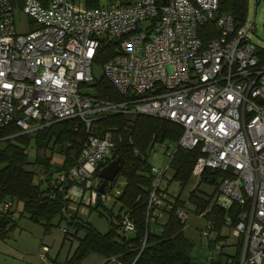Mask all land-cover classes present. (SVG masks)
Segmentation results:
<instances>
[{
    "label": "built area",
    "instance_id": "built-area-1",
    "mask_svg": "<svg viewBox=\"0 0 264 264\" xmlns=\"http://www.w3.org/2000/svg\"><path fill=\"white\" fill-rule=\"evenodd\" d=\"M17 10L28 19L24 32L16 28ZM218 10V0H137L96 8L70 0H24L19 9L0 0V134L12 123L19 135H33L73 119L88 131L105 115H140L176 124L182 128L176 148L198 147L202 154L192 177L200 178L205 169L229 173L218 185L215 204L226 210L219 201L224 197L227 210L233 204L241 208L234 226L230 216L224 218L229 236L237 240L230 255L239 245L237 264H264V65L255 55L253 22L236 24ZM106 46L113 56L102 74L120 102L99 100L90 87L94 60ZM112 148L109 134L90 135L68 171L56 176L38 172L35 182L47 186L51 198L60 194L68 204L76 200L96 207L110 197L106 190L97 191V175ZM176 148L164 168L151 169L150 220L170 209L162 183ZM14 204L0 199V220L13 215ZM190 214L185 207L175 210L182 224ZM118 223L125 236L135 231L126 210L119 212ZM213 229L206 220L200 236L209 238ZM145 241L146 233L130 264ZM42 250L48 252L45 246ZM221 251L220 242L215 243L206 261ZM108 264L121 263L112 258Z\"/></svg>",
    "mask_w": 264,
    "mask_h": 264
},
{
    "label": "trees",
    "instance_id": "trees-1",
    "mask_svg": "<svg viewBox=\"0 0 264 264\" xmlns=\"http://www.w3.org/2000/svg\"><path fill=\"white\" fill-rule=\"evenodd\" d=\"M24 0H10L15 8H21ZM47 4L50 0H41ZM72 3L84 8L103 6V0H70ZM106 5H124L132 0H106ZM161 3L164 0H156ZM219 14H228L234 18L236 24H241L246 18L247 0H218ZM256 57L259 64L264 65V49L256 47ZM113 56L112 48L102 47L94 60V65L102 67ZM93 95L99 100L120 102L122 98L115 91L103 74L94 78L90 85ZM77 127V128H76ZM20 129L12 123L6 126L0 134V142H6L0 147V199L10 198L22 204V213L28 215L33 222L42 224L46 230L51 226L54 218L65 221L75 232L82 230L83 237L78 240L74 253L62 263L52 261L50 264H81L82 258L88 253H97L108 264L110 259L116 258L121 264H130L136 257L144 235L146 241L135 264H201L194 261L191 256L192 242L183 233L184 224L180 223L175 215L178 207H185L186 202L193 208L191 214L212 221L213 231L216 232L215 242H224L227 238L221 235L226 228L224 218L230 216L232 226L238 221L241 208L233 204L225 210L216 206V195L219 183L229 177L228 171L205 169L201 174L195 188L188 194L187 201L179 196L168 200L166 204L170 209L164 215V221L159 225L158 231H151L150 217L147 216L146 206L152 182V167L148 163V152L155 144H165L168 148L174 146L182 135V128L166 120L147 116L105 115L98 116L87 131L78 120H66L42 128L33 135H19ZM109 134L113 148L110 157L99 166V170L111 160L121 156L124 165L115 176L113 182L105 184V190L110 192L119 177L124 179L120 194L115 198L119 212L126 210L134 223L135 231L132 236H125L120 232L119 213L115 216L117 223L112 220L109 212V229L106 233L98 232L90 223L82 220L76 214L64 213L68 201L60 194L49 197V188L35 182V174L42 172L51 174L53 171H68L76 162L82 144L88 136L101 137ZM34 136L37 148H48L52 152L58 151L64 156L60 169H53L47 160H37L38 165L30 163L27 159L26 146ZM202 156L198 147L193 150L176 148L169 163L172 171L168 182H177L181 190L192 177V170L197 159ZM36 163V164H37ZM36 167V168H35ZM99 172V171H98ZM101 183V181H100ZM201 184L213 189L210 194L199 190ZM167 195V187L163 188ZM101 204L93 209H97ZM187 208V207H185ZM188 209V208H187ZM9 223H15L11 217L0 220V235ZM67 231V229H65ZM240 246H237L235 255L231 256L221 251L217 257L205 264H227L232 258L233 264L239 260Z\"/></svg>",
    "mask_w": 264,
    "mask_h": 264
},
{
    "label": "rangeland",
    "instance_id": "rangeland-1",
    "mask_svg": "<svg viewBox=\"0 0 264 264\" xmlns=\"http://www.w3.org/2000/svg\"><path fill=\"white\" fill-rule=\"evenodd\" d=\"M131 2L136 3L137 0H132ZM103 3L106 5L107 1L103 0ZM14 17L17 31H26L28 19L18 10L14 13ZM245 19L253 22L255 31L252 36L257 40V37L264 32V0H260L258 3L255 0H247ZM30 24L33 28V24ZM261 47L264 48V46ZM92 70L95 78L101 76L102 67L94 65ZM90 116L95 115L91 114ZM5 143V141L0 142V147H3ZM173 149L174 146L168 148L165 144H155L148 152V163L153 168H164ZM26 153L28 161L35 163L36 167H41L37 163L39 159L47 160L53 169L58 170L63 165V154L58 151L52 152L48 148H37L34 136H30V142L26 146ZM52 174L56 176L58 171H53ZM171 175L172 171L168 169L166 174L167 179L162 183L163 188L165 186L167 187V199L173 200L179 196L181 200L186 202L189 192L195 188L199 178L191 177L188 184L181 190L177 182H168ZM123 184L124 179L119 177L115 186L110 191L109 199L103 201L97 209L81 206L76 200L73 203L70 202L64 213L65 217H68L69 214H76L82 220L90 223L98 232L106 233L109 229V212H112V220L114 223H117L115 216L119 213V206L115 202V198ZM199 190L207 194L213 191L206 184H201ZM219 198L220 203H223L227 210L229 202L224 197ZM15 204H17L14 211L16 222L13 224L9 223L3 234L0 235V264H50L52 261L62 263L74 253L78 245V240L83 237L84 233L82 230L76 233L72 227L68 226L65 221H60L59 218H54L51 226L46 230L42 224L31 221L28 215L22 213V204L20 202L15 201ZM185 207L189 210L193 208L187 202ZM161 218L157 217L154 221L150 220L149 227L151 231L159 230V225L164 221ZM205 224L206 221L203 217L192 213L183 226L185 237L193 244L191 256L194 261L201 264L207 263L206 258L211 251L207 249V243L208 240H213L216 235V232L212 231L209 238H202L200 231L205 228ZM63 229H67L66 234L63 233ZM223 234L227 237L225 239L227 245H233L237 242L236 239L229 236L227 228L223 229ZM132 235V232L127 233V236ZM43 246L48 248V252L42 250ZM224 251L226 254H233L234 248L232 246H225ZM42 255L43 259L40 257ZM103 262V257L97 253H88L81 260V264H103Z\"/></svg>",
    "mask_w": 264,
    "mask_h": 264
},
{
    "label": "water",
    "instance_id": "water-1",
    "mask_svg": "<svg viewBox=\"0 0 264 264\" xmlns=\"http://www.w3.org/2000/svg\"><path fill=\"white\" fill-rule=\"evenodd\" d=\"M124 165V160L121 156L111 160L108 164L99 170L97 175L98 179L101 181L97 191L99 193H104L105 184L113 182L115 176L120 172Z\"/></svg>",
    "mask_w": 264,
    "mask_h": 264
},
{
    "label": "crops",
    "instance_id": "crops-1",
    "mask_svg": "<svg viewBox=\"0 0 264 264\" xmlns=\"http://www.w3.org/2000/svg\"><path fill=\"white\" fill-rule=\"evenodd\" d=\"M255 31V30H254ZM254 34V33H253ZM252 41H253V43L256 45V47H259L260 48V46H264V32L262 33V35L260 34V36L259 37H257V40L256 39H254L253 38V36H252ZM262 48V47H261ZM264 49V48H263ZM121 190V189H120ZM15 202V201H14ZM16 207H17V204H14V208H13V211H12V216H11V219H15L14 218V215H15V213H14V211H15V209H16ZM164 217V216H163ZM161 218L162 220H164V218ZM16 222V221H15ZM229 231V230H228ZM221 235H223L224 237H225V235L223 234V231L221 232ZM216 236L217 235H215V238H216ZM215 238L213 239V240H208V243H207V249L208 250H212V248H213V245L215 244V243H217V242H215ZM226 241H222L221 242V246H222V251L223 252H225L224 251V247L225 246H232L233 247V245H227L226 243H225Z\"/></svg>",
    "mask_w": 264,
    "mask_h": 264
}]
</instances>
